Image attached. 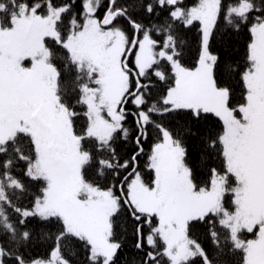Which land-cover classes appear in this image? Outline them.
Returning a JSON list of instances; mask_svg holds the SVG:
<instances>
[{"label":"snow or ice","instance_id":"1","mask_svg":"<svg viewBox=\"0 0 264 264\" xmlns=\"http://www.w3.org/2000/svg\"><path fill=\"white\" fill-rule=\"evenodd\" d=\"M259 248L264 0H0V264Z\"/></svg>","mask_w":264,"mask_h":264},{"label":"rangeland","instance_id":"2","mask_svg":"<svg viewBox=\"0 0 264 264\" xmlns=\"http://www.w3.org/2000/svg\"><path fill=\"white\" fill-rule=\"evenodd\" d=\"M18 47L23 48V47H25V45H24L23 42H21V43L18 45ZM253 258H254L255 260H262V259H264V248H259V249H257V251L255 252Z\"/></svg>","mask_w":264,"mask_h":264}]
</instances>
